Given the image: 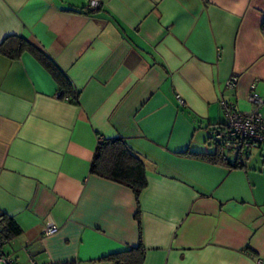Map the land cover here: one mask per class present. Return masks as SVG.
Wrapping results in <instances>:
<instances>
[{
  "label": "crops",
  "instance_id": "obj_1",
  "mask_svg": "<svg viewBox=\"0 0 264 264\" xmlns=\"http://www.w3.org/2000/svg\"><path fill=\"white\" fill-rule=\"evenodd\" d=\"M89 1L0 0V43L30 39L79 91L78 104L60 99L31 55L0 54L4 253L110 264L99 259L141 239L143 264H264V148L242 170L182 155L213 150L222 102L248 113L250 93L264 101V0ZM116 137L145 165L139 203L89 174L98 141Z\"/></svg>",
  "mask_w": 264,
  "mask_h": 264
},
{
  "label": "trees",
  "instance_id": "obj_2",
  "mask_svg": "<svg viewBox=\"0 0 264 264\" xmlns=\"http://www.w3.org/2000/svg\"><path fill=\"white\" fill-rule=\"evenodd\" d=\"M260 33L264 40V19L260 25ZM0 54L9 60L19 59L24 54L31 55L57 84L58 97L72 104H78L79 91L72 86L66 75L61 72L38 44L21 36H9L0 43ZM223 125L224 122L211 125L212 133L209 137L210 146L213 147L211 152L192 153L185 151L182 155L230 170L246 168V162L249 157L248 152L242 153L237 158H229L214 144L213 133L218 128L221 129L220 127ZM89 174L130 189L134 193L137 203H139L138 199L141 192L148 184L143 161L128 148L121 137L100 139L98 141L89 165ZM9 222L10 219L6 215L0 214V234L4 243L13 237ZM145 255L146 249L141 239H139L137 246L123 252L105 256L99 261L110 264H143Z\"/></svg>",
  "mask_w": 264,
  "mask_h": 264
},
{
  "label": "built area",
  "instance_id": "obj_3",
  "mask_svg": "<svg viewBox=\"0 0 264 264\" xmlns=\"http://www.w3.org/2000/svg\"><path fill=\"white\" fill-rule=\"evenodd\" d=\"M98 0H90L88 11H95L99 8ZM237 79L232 77L226 83L227 89H234ZM176 101L183 106V101L176 96ZM248 103L252 110L248 113L240 112L236 106L226 102L221 103L224 114V125L213 133V142L219 147L220 151L229 158L239 157L244 150L254 146L264 148V118L260 110L264 106V101L256 93L252 92L248 96ZM57 227L49 224L45 227L43 234L45 236L54 235ZM4 241L0 234V264H12V260L4 253Z\"/></svg>",
  "mask_w": 264,
  "mask_h": 264
},
{
  "label": "rangeland",
  "instance_id": "obj_4",
  "mask_svg": "<svg viewBox=\"0 0 264 264\" xmlns=\"http://www.w3.org/2000/svg\"><path fill=\"white\" fill-rule=\"evenodd\" d=\"M250 152V162H249V164L250 165H255V160L257 161V160H260V163H261V161H262V157H260V155L259 154H257V151H260L259 149H256V148H254V147H251L250 149H246V150H244L243 151V153H246V152Z\"/></svg>",
  "mask_w": 264,
  "mask_h": 264
}]
</instances>
